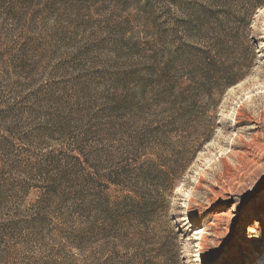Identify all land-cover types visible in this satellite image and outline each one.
<instances>
[{
    "label": "rangeland",
    "instance_id": "1",
    "mask_svg": "<svg viewBox=\"0 0 264 264\" xmlns=\"http://www.w3.org/2000/svg\"><path fill=\"white\" fill-rule=\"evenodd\" d=\"M0 264H264V0H0Z\"/></svg>",
    "mask_w": 264,
    "mask_h": 264
},
{
    "label": "trees",
    "instance_id": "2",
    "mask_svg": "<svg viewBox=\"0 0 264 264\" xmlns=\"http://www.w3.org/2000/svg\"><path fill=\"white\" fill-rule=\"evenodd\" d=\"M208 8L199 6L198 8L193 7L192 9L187 10L191 14V21L187 19V22L183 25V30H191V31H202V28L204 27L206 20L209 21L211 19V16H213V12ZM208 24V23H206ZM189 34V33H187ZM242 77L240 76H233L226 83L224 84V87H231L238 83L241 80ZM121 170V169H120ZM121 178L120 180H124L126 178L125 175H119ZM88 177L91 181H94L97 176L95 174L92 175V173L88 174ZM108 185L112 186H120V183H115L112 181H106ZM107 188V186H105ZM103 195V193H102ZM137 197L136 195L131 194V196L126 195L122 201H115L111 202L108 198L105 197H99L97 199V202L90 201L88 204L90 206V209L92 210V213L94 212L99 213L100 216H102L103 219V230L106 232L109 238H113V240L117 241L118 237L121 236L122 228L124 227L123 224L125 221L129 220L132 221L131 218L132 211H135L143 206V204H139V202L136 201ZM130 209L128 212L126 209ZM127 209V210H128ZM97 215V214H96ZM125 228V227H124ZM123 228V230H124Z\"/></svg>",
    "mask_w": 264,
    "mask_h": 264
}]
</instances>
